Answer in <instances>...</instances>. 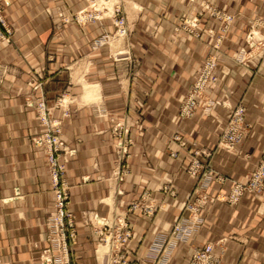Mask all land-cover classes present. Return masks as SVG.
I'll return each mask as SVG.
<instances>
[{
	"label": "crops",
	"instance_id": "crops-1",
	"mask_svg": "<svg viewBox=\"0 0 264 264\" xmlns=\"http://www.w3.org/2000/svg\"><path fill=\"white\" fill-rule=\"evenodd\" d=\"M13 1L5 13L14 34L9 42L0 40V196L18 192L23 198L0 201L5 211L7 208L11 211L9 215L0 216V264L3 260L8 261L7 264H38L39 250L34 243L41 237L40 224L44 219L39 210L50 205V196L43 151L30 139L38 135L41 128L33 110L24 106V97L33 93L32 85L39 80H43L48 105L60 94L67 99L63 108L68 110V116L62 117V134L64 142L75 148L65 174L70 193L69 209L77 222L72 264L107 262L102 252L105 248L100 251L101 263L98 260L96 234L89 224L82 222V212L105 216L110 202L117 206L119 200L129 202L149 192L157 204L154 215L146 217L138 211L127 214L132 236L126 245V258L137 261L146 254L156 234L162 235L185 213L183 206L194 184L185 171L188 153L177 150L176 156L170 157L165 138L179 132L189 147L212 146L228 114L225 108L217 106L207 116L197 112L190 119H177L180 98L191 82L202 52L195 41L181 34L171 36L173 25L184 9L183 3L129 0L132 22L128 41L142 71L137 80L139 99L135 104L140 122L131 130L134 143L127 160L129 172L118 184L108 181L115 158L109 133L110 118L119 119L126 112L136 117L135 107L127 103L128 81L122 77L118 83L107 48L94 51L89 48L90 40L103 29L111 30V25L104 21L78 28L68 23L62 25L58 33L54 27L57 19L50 17L46 8H50L53 15L56 5L75 11L84 6V0ZM244 20L237 17L231 27L228 39L222 44L221 63H233L228 54L242 44L246 32ZM236 69L228 72L216 89L218 96L230 91L229 100L233 102L246 86L245 75L241 69ZM262 78L261 75L255 78L260 90L263 89ZM100 108L106 115L96 113ZM53 113L61 117L60 109H54ZM256 143L255 136L248 138L239 147V155L216 150L211 160L213 168L241 179L256 161ZM245 153L250 155L249 163L241 159ZM165 184L174 190L173 196L162 191ZM115 188L121 189L122 194L116 193ZM228 189L229 183L222 186L213 183L208 192L215 194ZM250 206L251 200L247 197L234 206L220 201L208 203L201 211L203 224L191 241L200 245L225 238L220 264H264L251 258L253 248L246 243L248 237L256 235L252 233H257L244 227L249 220ZM188 258V244L181 243L168 264H187Z\"/></svg>",
	"mask_w": 264,
	"mask_h": 264
},
{
	"label": "rangeland",
	"instance_id": "rangeland-1",
	"mask_svg": "<svg viewBox=\"0 0 264 264\" xmlns=\"http://www.w3.org/2000/svg\"><path fill=\"white\" fill-rule=\"evenodd\" d=\"M84 1V6L75 11L64 10L56 5L54 15L48 7L46 13L57 19L54 27L58 33L62 25L68 23L83 28L93 23L109 22L111 30L103 29L100 34L94 36L89 42V48L92 51L102 47L107 48L118 83L120 84L122 77L128 81L127 103L135 107L139 99L136 93V89H139L137 80L142 71L139 60L132 55L128 41L132 22L128 13L131 2L129 0ZM180 1L184 9L173 25L171 36L177 37L181 34L195 41L202 52L191 82L180 98L177 119L180 121L190 119L197 112L207 116L217 106L228 111L227 119L212 146L189 147L179 132H174L165 138V148L170 157L174 158L177 150H186L188 153L185 171L194 184L183 206L185 213L176 218L162 235L156 234L155 238H161L156 244L155 252L150 255L144 254L138 257L137 261H129L126 258V245L132 236L127 214L138 211L146 217L154 215L157 204L150 198L149 192H143L139 198L129 202L119 200L117 206L110 202L105 216H97L88 211L82 212L81 220L84 224H89L96 234V254L100 263L102 261L100 251L105 248L102 252L105 253L106 264H138V262L157 264L159 259H162V264H168L177 246L187 243L189 254L195 246L210 244L215 251L217 250L216 256L220 264L225 238L207 241L200 245L191 241L192 236L203 224L201 211L208 203L214 201L234 206L247 197L251 200V206L249 220L244 227L249 232L257 233H252L256 235H252L251 239L248 237L246 243L253 248L251 258L259 259L264 263V0H178ZM13 2V0H0L1 41H11L14 34V27L5 13L6 8H9ZM237 17L245 18L246 32L241 40L242 44L228 54L233 63H221L219 56L222 54V44L228 39ZM236 68L241 69L242 74L245 75L246 86L238 100L233 102L229 100L230 91L218 96L216 89L228 72ZM260 75L263 77L261 86L263 91L258 89L255 79ZM31 89L33 93L24 97V106L33 110L41 128L40 133L30 136V139L34 146L43 151L47 191L50 196V205L39 210L44 219L40 224L41 237L34 243V247L39 250L36 262L72 264L74 261L71 260V252L77 234V222L75 214L69 209L70 193L65 174L66 164L75 154V148L69 147L64 142L62 134V117L68 116V110L63 108L67 99L60 94L52 105H48L44 95L43 80L35 82ZM248 90L252 92L249 93ZM54 109L61 110V117L54 116ZM136 110L135 107L136 117H131L126 112L119 119L110 118L109 133L115 158L108 176L109 182L120 184L129 172L127 160L134 143L131 130L140 122L139 112ZM96 113L106 115L103 108L96 110ZM254 136L257 138L256 161L245 171L241 179L224 175L213 168L211 160L216 150L239 155V147L248 138ZM53 138L56 139V146ZM249 156L245 153L241 155V159L249 163ZM213 183L221 186L229 183V189L226 192L217 191L215 194H210L208 189ZM115 189L116 193L122 194L121 189ZM162 191L169 196L174 195V190L166 184L162 187ZM21 198L23 195L15 192L8 197L0 196V201L6 203ZM10 213L8 208L5 211V207L0 206V216ZM177 223L181 226L178 234L177 229L174 228ZM7 262L3 260L2 264Z\"/></svg>",
	"mask_w": 264,
	"mask_h": 264
},
{
	"label": "built area",
	"instance_id": "built-area-1",
	"mask_svg": "<svg viewBox=\"0 0 264 264\" xmlns=\"http://www.w3.org/2000/svg\"><path fill=\"white\" fill-rule=\"evenodd\" d=\"M53 139H54L55 146H56L57 144L56 139L55 138ZM188 223H190V221ZM179 227L181 226H178V223L174 227L177 229V234H178ZM191 228L190 227L188 228L189 232ZM218 261L219 260L217 256L213 254V247L210 244H206L200 247L195 246L191 250V258H190L189 264H218Z\"/></svg>",
	"mask_w": 264,
	"mask_h": 264
},
{
	"label": "bare ground",
	"instance_id": "bare-ground-1",
	"mask_svg": "<svg viewBox=\"0 0 264 264\" xmlns=\"http://www.w3.org/2000/svg\"><path fill=\"white\" fill-rule=\"evenodd\" d=\"M181 221H183V219H181ZM161 238V237H160ZM159 238V239H160ZM159 239L155 238L154 241L152 242V244L149 246L147 252L145 255H150V254H153L155 252V247H156V244L159 242ZM206 245V244H205ZM203 246V245H202ZM200 247V246H199ZM213 254L216 255V251L213 249ZM190 258H191V251H190V254H189V258H188V261H187V264H189V261H190ZM162 259H159L157 264H162ZM166 264V263H165ZM218 264H219V261H218Z\"/></svg>",
	"mask_w": 264,
	"mask_h": 264
}]
</instances>
